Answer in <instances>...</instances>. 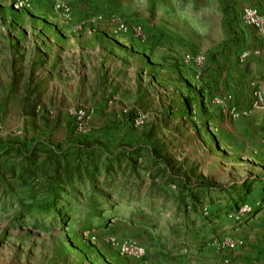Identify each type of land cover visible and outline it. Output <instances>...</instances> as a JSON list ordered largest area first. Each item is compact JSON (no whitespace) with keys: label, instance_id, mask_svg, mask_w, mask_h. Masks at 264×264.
Returning <instances> with one entry per match:
<instances>
[{"label":"rangeland","instance_id":"rangeland-1","mask_svg":"<svg viewBox=\"0 0 264 264\" xmlns=\"http://www.w3.org/2000/svg\"><path fill=\"white\" fill-rule=\"evenodd\" d=\"M204 1L0 0V264H207L225 248L212 235L263 172L264 127L249 121L240 61L200 50L226 36L199 26ZM97 44L89 92L26 91L24 62ZM233 106L251 113L233 118ZM132 152L136 170L114 161ZM93 190L101 211L84 225ZM112 239L146 254L122 255Z\"/></svg>","mask_w":264,"mask_h":264},{"label":"crops","instance_id":"crops-1","mask_svg":"<svg viewBox=\"0 0 264 264\" xmlns=\"http://www.w3.org/2000/svg\"><path fill=\"white\" fill-rule=\"evenodd\" d=\"M207 2L208 6L205 8L202 5L200 9L209 11V20L201 19L199 26L208 27L211 31L219 29L224 31L226 36L220 40L215 37L209 47L200 50L206 52L208 49L206 55L213 64L239 62L240 56L246 54L244 61L240 62L244 71L242 70L239 77L245 88L241 92H246L244 97L249 98L250 103L254 88L258 87L264 93V35L246 26L242 22L241 14L245 7H253L264 16V0H207L203 4L206 5ZM98 47L99 44L94 49L76 45L74 50H64L62 56L49 54L46 60L37 64L24 62L23 71L18 74L26 83L27 92H31L30 88L36 84L35 92H89V82L95 79L99 70ZM102 49L112 53L110 45L103 46ZM71 56L75 59H71ZM249 121L258 129L264 127V110L254 109ZM253 178L258 179L255 184L259 186H255L254 183L249 186ZM256 201H261L262 205L255 214L241 223L225 216L226 225L221 234L212 235L215 243L230 239L241 241L243 244L232 250L224 248L220 252L210 254L211 258L207 264H225V260L229 261L228 264H264V171L259 176L250 177L242 192L236 194L234 203L230 202L233 208L228 209L227 213L234 211L243 203L254 204Z\"/></svg>","mask_w":264,"mask_h":264},{"label":"built area","instance_id":"built-area-1","mask_svg":"<svg viewBox=\"0 0 264 264\" xmlns=\"http://www.w3.org/2000/svg\"><path fill=\"white\" fill-rule=\"evenodd\" d=\"M242 22L253 29H255L258 33L261 35H264V16L259 13V11L256 8L253 7H245L242 10L241 14ZM128 30V27L124 24H120L117 29V32H125ZM246 58V54H242L239 58V61L242 63L244 59ZM199 62H202L203 58L199 57L197 58ZM252 108L253 109H264V93L260 88H254L252 92ZM251 113V110L247 109H238L237 107L233 106L229 110V114L233 118H239V117H247ZM74 115L76 116L77 123L81 126L83 123V120L86 117V114L83 110H77ZM262 162H263V171H264V154L262 156ZM262 205L261 201H256L254 204L251 203H243L239 205L234 211L227 213V218L237 222L241 223L249 216L255 214L256 210ZM243 242L241 241H233L230 239H224L223 240V247L228 249H235L236 246L242 245ZM112 245L117 248V250L122 254L129 256L131 258L135 259H141L145 256V248L137 243L136 241L132 240H122L118 241L115 239H112ZM225 264H228L229 261L225 260Z\"/></svg>","mask_w":264,"mask_h":264},{"label":"trees","instance_id":"trees-1","mask_svg":"<svg viewBox=\"0 0 264 264\" xmlns=\"http://www.w3.org/2000/svg\"><path fill=\"white\" fill-rule=\"evenodd\" d=\"M126 155L125 154H122V155H118V156H115V159H114V161L118 164V165H120L124 160H126L127 162V166H131L132 167V169L133 170H136L137 169V167H138V163H137V158H133V152L132 153H129V156L127 157V159H126V157H125ZM109 160L111 161V158H109ZM112 164L111 163H109V164H106V166H105V173H106V175L107 176H110L111 174H112V172L114 171V168L111 166ZM75 171V170H74ZM95 174H98V171H95V172H92L90 175H91V177H93L94 178V175ZM68 180H71V177L68 179ZM115 180V177H112L111 178V182H113ZM103 188H105V189H107L108 191H110L111 192V190H112V185L111 184H109V183H105L104 185H103ZM210 189V188H209ZM180 190V192L181 193H184V192H188L189 191V193H190V196H191V198H192V204L194 205V206H196V204L198 203V200H199V194H197L196 192L194 193L193 192V190L189 187V186H183L182 188H180L179 189ZM207 190V189H206ZM205 190V188H203V190L202 191H206ZM60 192H53L52 193V195H53V200L52 201H54V200H56L57 199V194H59ZM101 197H103L102 195H101V192H97V191H92L91 192V196L89 197V203H90V205H88L87 207H88V215L86 216V220L83 222L84 223V225H89V224H91V223H95V220L93 221V222H91L92 221V219H93V217H97L98 215L97 214H99V212L101 211V210H99V208L97 207V206H92V204H94V202L96 201V199L97 198H100V199H102ZM71 199V198H70ZM123 198L122 197H120V199H119V201H123L122 200ZM236 204V206H237V202L235 203ZM48 209H49V207H47ZM97 208H98V210H97ZM38 211H40L41 209L43 210V208L42 207H40V208H36ZM32 210H34V208H32V207H28V208H26L25 209V212L26 213H30ZM44 211V210H43ZM185 213H186V215L188 214L187 213V210H185ZM112 215V214H111Z\"/></svg>","mask_w":264,"mask_h":264}]
</instances>
